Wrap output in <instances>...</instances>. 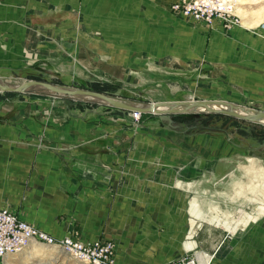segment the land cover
Listing matches in <instances>:
<instances>
[{
  "label": "rangeland",
  "instance_id": "1",
  "mask_svg": "<svg viewBox=\"0 0 264 264\" xmlns=\"http://www.w3.org/2000/svg\"><path fill=\"white\" fill-rule=\"evenodd\" d=\"M168 2L161 5L154 0L158 18L174 16ZM146 3L148 0H140L136 7L137 20L144 17L141 11ZM262 6L264 0L234 4L237 21L230 28H220L228 41L224 50L206 49L203 40L202 62L209 71L202 70L207 77L197 85L189 84L182 71L162 69L179 59L180 55L173 52L176 40L164 48L168 54H143L144 40L133 39L136 31L144 34L140 22L137 30L133 23L86 22L80 6L0 24L4 28L0 32L4 35L0 37V78L11 84L34 79L88 89L134 104L206 97L229 101L241 109L264 111V21L257 28L262 32L257 33L241 25L256 17ZM196 22L206 33L204 25L210 24ZM136 50L139 53H133ZM130 112L97 99L62 95L39 86L29 87L27 94L0 91V195L15 205L24 220L42 231L38 225L55 222L61 227V233L49 234L55 239L66 235L90 239L93 234L109 240L118 264H163L175 252L183 254L196 248L187 249L183 244L191 219L205 217L216 223L218 216L224 215L239 223L244 212L248 222L240 223L238 233L202 220L191 240L205 253L213 254L219 264H224L217 255L223 242L229 248L238 245L250 249L252 254H241L238 264H264V123L199 111L196 118H176L181 124L179 130H183L177 132L167 128L166 121L142 116L135 120ZM81 121L84 126L97 127L89 133L91 143L121 148L115 157L106 155V160L117 161L114 168L106 163L112 167L108 170L118 171L121 182L116 186L130 185L127 180L133 179V144L140 143L145 185L155 188L145 191L146 196L165 201L182 196L175 201L180 202L182 219L167 214L174 222L169 229L168 221L158 220L160 209L149 206V197L75 199L66 180L55 175L41 176L44 181L38 180L39 176L36 179L33 162L27 163L33 155L32 146L47 143L57 149L80 140L77 131V136L69 134L67 128H76ZM136 128L144 131L133 135ZM23 171L27 172L25 179L21 177ZM194 201L196 209L189 206ZM116 210L121 213L113 215ZM130 227L132 233L124 231ZM3 264L89 263L75 260L56 244L31 241L22 251L7 256Z\"/></svg>",
  "mask_w": 264,
  "mask_h": 264
},
{
  "label": "crops",
  "instance_id": "2",
  "mask_svg": "<svg viewBox=\"0 0 264 264\" xmlns=\"http://www.w3.org/2000/svg\"><path fill=\"white\" fill-rule=\"evenodd\" d=\"M168 1L169 0H158V4L165 5ZM174 1L176 0H170L168 2V10L169 5ZM139 2L140 0H0V24L12 21L20 22L25 19L26 15H29L30 17H39L44 13H50V15H52V12L57 11L59 8L66 7L67 10H69L78 6L81 8L82 16L87 17L83 19L86 22L133 23V29L135 26L136 30V24L140 22L142 25V32H144V34H139L136 31V34H133V39H142V41L144 40L145 47L141 53L152 56L154 54L160 53L166 54L167 51L164 50V48L166 47L167 43L171 44L172 41L175 42L174 40H176L177 46L173 52L180 55L179 59L175 65L171 64L169 67H162V69L168 68L170 70L182 71L184 77L189 79V84L192 83L197 85L198 83H202L203 77H207L202 75V70L204 69L209 71L206 68L208 67L207 63L205 62L206 64H203L202 62V53L205 51V49L203 50V40L206 39V49L209 50L215 47L222 48L224 50L228 46V41L224 40L222 36L223 34L220 30V28L223 29L221 22H212L210 25H204V30L206 33H202L200 24H198L196 20L190 17L180 16L171 12L170 10L169 11L174 16L170 14L167 15L166 18H158L154 10V0H148L149 3L144 4L146 8L141 11L144 17L141 20H137L138 11L136 7H139ZM75 9L78 10V8ZM2 30L4 31V28L0 27V32H3ZM0 37H4V35H0ZM133 53L139 52L136 50L133 51ZM153 68L154 67L148 69L151 70ZM193 96L195 97V95ZM202 98L206 97H201L200 99ZM141 116L157 118L151 114H142ZM78 125L79 126L76 128H67V130L69 131V134L73 135L75 134V131H77V135H81L80 140L76 139L75 142L71 144H65L63 148L54 149V144L47 145V143L36 144L32 146L33 159L30 158L27 163L30 165L31 162H33L32 164L34 166V174L36 179H38L37 176H39L38 180L44 181V179H40L41 176L47 175L52 177L55 175L59 178V180H66L67 183L71 184L69 187L70 192L72 193L71 197L75 199L92 198L106 200L117 198L121 200L123 198L133 199L149 197L150 199L147 201L149 206L160 209L157 213L159 216L158 220L168 221V228L170 229L174 222L173 220L171 221L166 215L171 214L181 218L183 212L180 211V202L175 201L180 200L182 196H178L179 198L175 201H165L153 195L146 196L147 190L153 192L155 191V188L145 185L146 179L143 178L146 173L144 170L145 162H143V159L139 158L138 154V152L141 151L140 143L133 144V176H130L133 177V179L128 178L127 181H130L129 186L123 187L121 184V187H119V185L116 186V184L121 182V179L118 176V171L112 169L108 170L112 167L106 165L107 162H110L111 166L114 168L116 167L115 164L117 161L116 159L110 158V160H106V155H113L115 157L116 155H119L118 153L120 152L121 148L115 144L91 143L92 138L89 137V133L91 129H97V127L93 125L84 126L82 121L78 122ZM142 131L144 130L136 128L133 130V135H136L138 132ZM85 134L87 137L83 136ZM26 173V171L21 172L22 179L26 178ZM5 199H7L5 196L0 195V207H5L1 203L5 202L4 204H9L7 201H5ZM120 204L121 201L118 202L117 206H120ZM159 204H164L165 207H161L162 205ZM12 205L9 204V209L22 218L19 215V212L16 211L15 205ZM196 205L197 204L194 201L191 202L189 206H191L192 209H196ZM165 208L167 209L163 210ZM168 209L171 211L169 212ZM191 212L194 211L191 210ZM115 213L120 214L121 212H117L116 210V212L114 211L112 214L114 215ZM203 218L204 219H198L197 221L194 219L190 220L188 234L185 240H183L184 247L187 249L196 247L193 248V250L195 249V251L205 253V251L199 246H196L197 243L194 240H191L193 234H195L198 227L202 224V220H205L208 224L221 225L232 233H238V231L242 228L240 223L248 222V215L244 212L240 214L239 218H241V222L239 223L238 221H233V219L230 220L224 215L218 216L216 223H210L205 217ZM150 222L148 224L151 226ZM48 223L49 222H43V225H38V227L42 228L45 232L51 235L56 231L61 233V227H58L55 222L50 221V223ZM57 227L60 230H56ZM124 231L128 233L133 232L131 227L128 229L125 228ZM94 234L97 235V233ZM143 237L144 236H141V238ZM175 237L179 238V234H177ZM95 239L104 240L103 238L98 237V235L97 237H94L93 234L90 239L80 240ZM249 250L250 249H244L238 245H234L232 248H229V246L223 242L217 251V255L219 260H222L224 264H238L237 262L241 254L244 253L247 254V256L252 254ZM178 253L179 252H175L170 258H168V261L178 258L181 255Z\"/></svg>",
  "mask_w": 264,
  "mask_h": 264
},
{
  "label": "built area",
  "instance_id": "3",
  "mask_svg": "<svg viewBox=\"0 0 264 264\" xmlns=\"http://www.w3.org/2000/svg\"><path fill=\"white\" fill-rule=\"evenodd\" d=\"M169 10L184 17L211 24L218 19L223 28H230L237 20L233 14V0H176ZM133 119L141 114L131 111ZM31 241L56 244L75 260L89 264H117L114 246L109 240H80L71 235L55 239L32 226L9 208L0 207V264L4 259L22 251ZM165 264H219L213 254L190 250Z\"/></svg>",
  "mask_w": 264,
  "mask_h": 264
},
{
  "label": "water",
  "instance_id": "4",
  "mask_svg": "<svg viewBox=\"0 0 264 264\" xmlns=\"http://www.w3.org/2000/svg\"><path fill=\"white\" fill-rule=\"evenodd\" d=\"M31 86L45 87L62 95L81 96L88 100L97 99L102 103L119 110L137 111L141 115L151 114L156 116L161 121H166L167 128L177 132H183V130H179L181 124L176 121V118H196L199 115V111L224 114L250 122H261L264 120V111L249 107H242V109L237 108L235 104L221 99H194L193 97H190L183 100L151 101L147 104H134L122 101L121 99L113 97L109 94L88 89L54 86L51 83L34 79L25 80L20 84H11L4 82L0 78V91L27 94L29 93V87ZM190 127L191 126L189 125L185 126L187 129Z\"/></svg>",
  "mask_w": 264,
  "mask_h": 264
},
{
  "label": "bare ground",
  "instance_id": "5",
  "mask_svg": "<svg viewBox=\"0 0 264 264\" xmlns=\"http://www.w3.org/2000/svg\"><path fill=\"white\" fill-rule=\"evenodd\" d=\"M233 1H234L235 5H237V4L240 5V4L245 3V0H233ZM237 11L239 14V9ZM255 15H256V17H253V18L249 19L248 21L242 22L241 25L243 28H245L247 30H251L252 32H255V33H257L258 31L262 32L260 29H257V28L259 27L260 22L264 21V6H262L261 10L256 11ZM181 108H183V107H181ZM261 122L264 123V120H262Z\"/></svg>",
  "mask_w": 264,
  "mask_h": 264
}]
</instances>
